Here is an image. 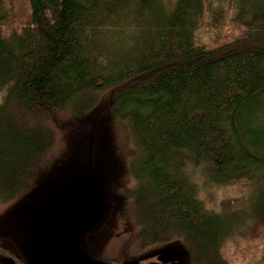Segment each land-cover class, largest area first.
I'll use <instances>...</instances> for the list:
<instances>
[{
    "label": "trees",
    "instance_id": "1",
    "mask_svg": "<svg viewBox=\"0 0 264 264\" xmlns=\"http://www.w3.org/2000/svg\"><path fill=\"white\" fill-rule=\"evenodd\" d=\"M225 1L243 31L197 39L207 8L219 18ZM27 4L13 25L0 0V205L24 211L92 175L102 212L77 237L86 261L134 264L170 248L186 264H227L221 247L239 216L206 206L195 174L247 182L264 227V0ZM64 145L68 166L53 179L41 164ZM102 238L111 244L95 251ZM29 258L0 231V264Z\"/></svg>",
    "mask_w": 264,
    "mask_h": 264
},
{
    "label": "rangeland",
    "instance_id": "2",
    "mask_svg": "<svg viewBox=\"0 0 264 264\" xmlns=\"http://www.w3.org/2000/svg\"><path fill=\"white\" fill-rule=\"evenodd\" d=\"M163 1L169 7L174 0ZM2 2L8 10L7 24L17 25L25 20L28 13L27 0ZM216 5L212 3V8ZM232 10L230 1H225L223 14L213 19L211 10L207 8L204 19L196 30L197 39L208 45H217L239 35L243 28L231 21ZM65 147L67 148L64 145L52 152L41 164L44 173H50L53 179L60 176L54 174L57 168L68 166ZM195 177L198 181L199 196L206 206L216 210L228 209L233 215L239 216L235 228L221 247L222 257L227 264H264V227L251 220L250 213L256 207V202L250 185L243 180L214 185L204 181L205 179L198 176V173ZM38 183L40 186L44 184V177L40 174ZM97 183L98 180L89 175L78 183V189L56 195L39 193L34 195L28 204L26 203L27 209L24 211L17 209L20 204H17V200L2 203L0 231L11 234L15 241L28 249L32 258L39 264H91L92 262L84 259L82 252V249L86 250L88 242H81L77 237L89 226L94 225L102 212L101 193L97 189ZM5 207L12 210L2 212ZM104 244L106 246L111 244V239L102 238L97 241L95 251ZM184 256L187 257L175 249L167 248L145 258L159 261L158 264H186L188 259Z\"/></svg>",
    "mask_w": 264,
    "mask_h": 264
},
{
    "label": "flooded vegetation",
    "instance_id": "3",
    "mask_svg": "<svg viewBox=\"0 0 264 264\" xmlns=\"http://www.w3.org/2000/svg\"><path fill=\"white\" fill-rule=\"evenodd\" d=\"M145 262L149 263V264H158L159 261L157 262L156 260L154 259H149V258H141L139 261H137L136 263L134 264H144ZM94 263V262H92ZM91 263V264H92ZM7 264H10V260L7 261ZM13 264V263H12ZM25 264H39L34 258H29V262L26 261ZM90 264V263H89ZM95 264V263H94ZM165 264V263H163Z\"/></svg>",
    "mask_w": 264,
    "mask_h": 264
},
{
    "label": "water",
    "instance_id": "4",
    "mask_svg": "<svg viewBox=\"0 0 264 264\" xmlns=\"http://www.w3.org/2000/svg\"><path fill=\"white\" fill-rule=\"evenodd\" d=\"M10 264H12V261L10 260Z\"/></svg>",
    "mask_w": 264,
    "mask_h": 264
}]
</instances>
